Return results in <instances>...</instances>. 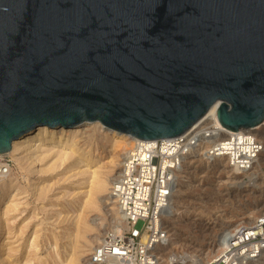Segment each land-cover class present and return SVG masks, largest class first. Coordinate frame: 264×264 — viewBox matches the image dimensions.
<instances>
[{"label":"water","instance_id":"water-1","mask_svg":"<svg viewBox=\"0 0 264 264\" xmlns=\"http://www.w3.org/2000/svg\"><path fill=\"white\" fill-rule=\"evenodd\" d=\"M264 119V0H0V153L38 126L140 140Z\"/></svg>","mask_w":264,"mask_h":264},{"label":"rangeland","instance_id":"rangeland-1","mask_svg":"<svg viewBox=\"0 0 264 264\" xmlns=\"http://www.w3.org/2000/svg\"><path fill=\"white\" fill-rule=\"evenodd\" d=\"M84 124L73 133L77 140L74 155L63 160L57 161L62 147L49 146L52 149L39 162L24 163L19 169L9 155L14 187L20 191L5 195L0 203V264H87L98 243H91L93 237L116 225L124 226L115 204L93 183V171L96 178L106 181L118 172L121 143L112 142V135L100 123ZM254 127L264 133V119ZM86 128L100 136L85 137L89 133H84ZM256 137L264 144V135ZM82 150L90 154L89 165L77 163ZM198 159L188 168L191 181L183 188V199L191 203L203 197L204 211L178 220L181 246L174 251L179 256L196 255L204 262L220 251L218 241L225 231L264 214V165L254 166L253 177L244 174L237 179L230 170L213 163L199 173L194 169L200 167ZM40 167L42 172L36 170ZM141 224L136 227L140 229ZM33 234L36 238L30 246Z\"/></svg>","mask_w":264,"mask_h":264},{"label":"built area","instance_id":"built-area-1","mask_svg":"<svg viewBox=\"0 0 264 264\" xmlns=\"http://www.w3.org/2000/svg\"><path fill=\"white\" fill-rule=\"evenodd\" d=\"M194 125L175 137L133 143L110 191L124 226L103 235L87 264H158L156 248L167 237L165 219L185 168L201 156L212 162L225 158L234 170L248 171L263 150L262 142L252 133L230 131L215 119ZM12 169L10 156L0 154V182ZM138 222L142 223L140 229ZM221 239L218 255L208 264L258 260L264 254V214L225 231Z\"/></svg>","mask_w":264,"mask_h":264},{"label":"bare ground","instance_id":"bare-ground-1","mask_svg":"<svg viewBox=\"0 0 264 264\" xmlns=\"http://www.w3.org/2000/svg\"><path fill=\"white\" fill-rule=\"evenodd\" d=\"M216 112H217V105L215 104L214 106H212L209 109V111L204 115V117L201 118L202 120H200L197 124L194 125V127H197L199 125V123H202L203 121H205L207 119H215L219 122L217 115H216ZM87 123L88 122H85V124H87ZM93 123L95 125H98V126L100 125L99 122H93ZM83 124H79V125H77L75 127H71V128H65L62 126H56V128H51V127H48L46 125L38 126L35 129L27 131L26 133L19 136L17 139H15L11 143V147L8 151L0 153V154H7V155L13 156V160L15 162V165L19 169L23 168L24 163L34 164L35 162H39L40 159L43 158V155L45 154V152H48L52 149L50 147H54V148L55 147H58V148L62 147L57 154V161L63 160L64 158H67L70 155H74L75 150H76L77 140L75 138L76 134H73V133H75V131H77V128ZM258 130H257V127H251V128L247 129V131L252 133L255 137L259 136L260 134H262V136H263L264 133L260 132ZM107 131H109V133L112 135L110 137L112 142L121 143L120 150L122 153V158L120 161V167H119L118 172H116V174L113 175L109 179V181H106L104 178H100V177L96 178L95 177L96 171H93V176H94L93 183H94V186L97 190L106 192L107 198L110 199L115 204L119 216L121 218H123L122 212L120 211V209H119L118 205L116 204V201L113 198V196L111 195L110 191H111L112 185L114 184V182L118 179V177L120 175L123 162H124L125 158L127 157L131 146L133 145L134 142H136L137 140H140V139L134 138V137L127 135V134H122V133H118L116 131L108 130V129H107ZM86 132H89V130L87 128L85 129L84 133H86ZM93 135L98 136V137L100 136L99 133L92 130L91 133L89 132L88 135H86L85 137H91ZM118 145H116V146H118ZM207 146H208V144H207ZM263 147H264V144H263ZM114 148L117 149V147H114ZM198 154H199V151H198ZM89 155H90L89 152H87L86 150H84V151L82 150L81 152H79L77 154V163L79 164V163L84 162L86 165L87 164L89 165V163H90V156ZM198 158L199 159L196 163L199 164L200 167L198 168L197 166H195L196 168L194 167V169L200 170L199 173H202L204 169H206L207 167L210 166L211 163H213L212 165H214V164H217L220 166L222 165V166H224V168L228 169V171L230 170L231 174L234 175L233 178L239 179L240 177H244L246 175L248 177H253L254 166L255 165H257V166L264 165V148H263L262 152L259 154V156L257 157L255 164L253 165L252 169H250L248 171L234 170L233 168H231L227 165V161L225 158H218L217 161H213V162L210 161L209 159L202 158L201 156H199ZM196 163L194 162V164H196ZM71 167H72V165H71ZM42 168L43 167H40L39 169H36V170H38V172L39 171L42 172ZM188 168H185L184 172L181 175L178 187L176 188V190L174 192L173 200H172V203L169 207V214H168L167 218L165 219L164 227H165V230L167 232V237L164 240V242L162 244L158 245L156 248V250L157 249L159 250V253L162 251L160 254H157V252H156L157 257H158V264H187L189 262L191 264H208L219 253V251H218V253L214 254L213 255L214 257L212 256L210 260H206L204 262H201V261H199V259L195 258L196 255H195V257H190V256L188 257V255L187 256L186 255L185 256H179L178 253L174 251V249L176 247L181 246V244L179 242L180 240L178 239L179 237H178V231H177L178 226H181V225L178 223V220L183 219L184 217H185L184 219H186V218L190 217L192 214L194 216L201 215L202 212L204 211V208H203V199L204 198L203 197H200L199 199H197V201L194 200L191 203L187 202L183 199V191H184L183 188H185L187 185H189V183L191 181L190 180V174L191 173L188 171ZM240 173H243V174L241 175ZM11 174H12V172L5 179H3L0 182V203H1L2 198L5 195L11 194L13 192H14V194H16L17 192L20 191V190L18 191V189L14 187L15 181L13 182L14 178L12 179ZM244 174H246V175H244ZM38 177H40V176H38ZM200 178H201V175H200ZM251 218L253 219L255 217L251 216ZM120 228H122L120 225H116V227L113 230H119ZM105 233H107V232H105ZM101 237H103V235L102 236H94L93 239L91 240V243L99 242ZM35 238H36V236H35V234H33V239H32V242L30 243V246H32L34 244L33 241L35 240ZM28 241H29V238H28ZM222 244H223V242H222V239L220 238V240L218 241V245L220 246V249L222 247ZM173 245H175L174 248H170V250L167 251L168 248L173 246ZM92 249H93V247H92ZM247 264H264V254H261L258 260L254 261V262L247 263Z\"/></svg>","mask_w":264,"mask_h":264}]
</instances>
